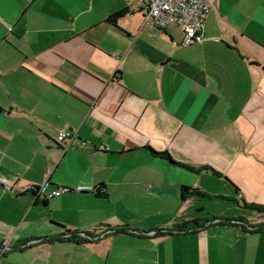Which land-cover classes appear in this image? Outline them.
I'll use <instances>...</instances> for the list:
<instances>
[{
	"label": "crops",
	"instance_id": "crops-1",
	"mask_svg": "<svg viewBox=\"0 0 264 264\" xmlns=\"http://www.w3.org/2000/svg\"><path fill=\"white\" fill-rule=\"evenodd\" d=\"M208 2L0 0V264H264V0Z\"/></svg>",
	"mask_w": 264,
	"mask_h": 264
},
{
	"label": "built area",
	"instance_id": "built-area-1",
	"mask_svg": "<svg viewBox=\"0 0 264 264\" xmlns=\"http://www.w3.org/2000/svg\"><path fill=\"white\" fill-rule=\"evenodd\" d=\"M211 5L208 0H149L147 9L144 13L143 28L167 30L175 27L184 34L183 44L191 46L194 44H202L204 35L202 34L203 25L210 13ZM77 139V135L72 132L62 131L56 137V142L62 146L65 151L73 146V142ZM100 151L108 149L101 146ZM79 192L86 191L85 188H77ZM46 187L26 188L22 192L32 191L36 198H52L59 197L63 194L70 193V188H60L45 195ZM30 245V244H28ZM9 250L8 246H4L0 251L1 256Z\"/></svg>",
	"mask_w": 264,
	"mask_h": 264
},
{
	"label": "rangeland",
	"instance_id": "rangeland-1",
	"mask_svg": "<svg viewBox=\"0 0 264 264\" xmlns=\"http://www.w3.org/2000/svg\"><path fill=\"white\" fill-rule=\"evenodd\" d=\"M204 201H208V200H204ZM202 202V201H201ZM207 206L209 208V210L211 212H214V213H218V214H221V209H217L216 207L213 206V203L212 202H207ZM220 204H224L223 202H220ZM241 214L243 217H245V219H249L250 221H262L264 220V212H261L259 210H247V209H244L243 207L241 208ZM231 212H234V210H232ZM225 213H228V210L225 209ZM224 215V213H222L221 215H218V217Z\"/></svg>",
	"mask_w": 264,
	"mask_h": 264
},
{
	"label": "trees",
	"instance_id": "trees-1",
	"mask_svg": "<svg viewBox=\"0 0 264 264\" xmlns=\"http://www.w3.org/2000/svg\"><path fill=\"white\" fill-rule=\"evenodd\" d=\"M118 18V15L113 17V21H115L116 19ZM153 154L158 156V157H161L163 159H167L169 160L170 162H172L173 164L175 163L172 158L170 157V155L168 153H164V152H156L154 150H152ZM184 192L185 193H196L198 194L199 192L196 191V190H190V189H187V188H184ZM252 208L254 209H257V210H261V211H264V208L263 207H260V206H257V205H251ZM195 223V222H194ZM193 223V224H194ZM196 224V223H195ZM187 226H189L188 224H186V226H184L183 228H186Z\"/></svg>",
	"mask_w": 264,
	"mask_h": 264
}]
</instances>
